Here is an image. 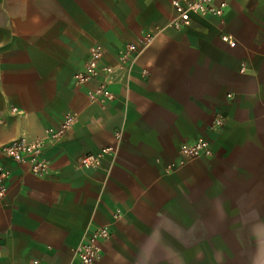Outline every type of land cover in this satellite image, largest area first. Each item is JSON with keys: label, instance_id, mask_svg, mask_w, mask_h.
<instances>
[{"label": "crops", "instance_id": "1", "mask_svg": "<svg viewBox=\"0 0 264 264\" xmlns=\"http://www.w3.org/2000/svg\"><path fill=\"white\" fill-rule=\"evenodd\" d=\"M220 1L221 20L194 15L159 34L111 86L115 98L98 103L86 93L94 82L73 80L89 47L103 45L113 64L166 23L170 0H0V145L77 114L47 147L48 176L0 155L11 170L0 264H79L71 248L118 210L94 264H166L168 251L200 250L207 264H264V0ZM216 115L223 125L210 129ZM198 138L212 154L168 172ZM109 145L114 155L78 167Z\"/></svg>", "mask_w": 264, "mask_h": 264}, {"label": "built area", "instance_id": "2", "mask_svg": "<svg viewBox=\"0 0 264 264\" xmlns=\"http://www.w3.org/2000/svg\"><path fill=\"white\" fill-rule=\"evenodd\" d=\"M172 14L162 26H156L144 32L138 41L130 42L117 54L113 64L104 63L103 59L107 53L106 48L94 43L89 47L88 57L81 68L73 74L75 84L87 85L92 82L95 85L87 89V96L91 102L104 103L115 98L111 86L115 83L125 82L140 54L147 49L153 40L162 32L174 29L181 30L187 27L192 16L221 18L227 7L226 1L215 2V0H170ZM221 20V19H220ZM222 39L230 46L236 44L235 40L223 35ZM244 64L241 70H244ZM143 70L142 74L146 75ZM77 121L75 112L64 114L62 121L56 127H48L44 130L43 136L29 138L19 136L0 145V155L12 160L17 164H25L29 171L37 177H46L50 174V160L47 155L49 144L58 142L65 132L70 130ZM223 125V118L216 115L210 129H217ZM122 130L115 131V138L118 142L121 139ZM117 146H105L99 151L81 156L77 165L81 170H86L99 165L101 159L106 155H114ZM181 159L172 162L167 166L168 172H173L186 163L197 158L212 154L210 143L204 138H198L191 143H184L180 146ZM11 170L0 161V202L8 192V181ZM121 216L120 211L112 214V221L95 227L71 248L72 258L79 264H94L102 256L104 241L110 235L111 225ZM36 263V261H34Z\"/></svg>", "mask_w": 264, "mask_h": 264}, {"label": "rangeland", "instance_id": "3", "mask_svg": "<svg viewBox=\"0 0 264 264\" xmlns=\"http://www.w3.org/2000/svg\"><path fill=\"white\" fill-rule=\"evenodd\" d=\"M199 238H205V236H199ZM202 246H206L205 243L201 244ZM253 251L247 252V260L252 261L254 256ZM207 251L200 250V251H168L167 252V261L166 264H182V263H192V264H207Z\"/></svg>", "mask_w": 264, "mask_h": 264}]
</instances>
